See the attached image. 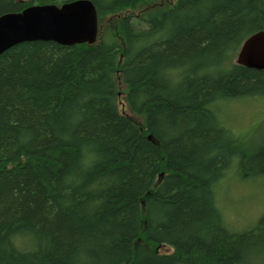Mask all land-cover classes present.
I'll use <instances>...</instances> for the list:
<instances>
[{"label":"trees","instance_id":"obj_1","mask_svg":"<svg viewBox=\"0 0 264 264\" xmlns=\"http://www.w3.org/2000/svg\"><path fill=\"white\" fill-rule=\"evenodd\" d=\"M71 1L0 0V15ZM92 2L101 28L156 0ZM261 31L264 0H176L94 45L1 54L0 264H264V215L232 230L217 190L230 170L264 176V146L220 113L264 96V70L234 62Z\"/></svg>","mask_w":264,"mask_h":264},{"label":"rangeland","instance_id":"obj_2","mask_svg":"<svg viewBox=\"0 0 264 264\" xmlns=\"http://www.w3.org/2000/svg\"><path fill=\"white\" fill-rule=\"evenodd\" d=\"M26 2L28 0H18ZM176 0H156L155 5L144 7L138 5L135 9H127L103 19L100 38L105 33L115 32L122 17L140 15L156 6L172 5ZM112 33V32H111ZM99 38V37H98ZM98 41V40H97ZM238 54L234 60L237 62ZM127 87L118 76V107L122 114L143 125V119L134 117L125 104ZM220 113L225 124L238 135H242L243 143L249 148L264 146V96L244 98L221 104ZM218 203L222 207L226 224L236 232L253 227L264 215V176L242 179L235 170H230L227 176L219 182ZM160 253H171L172 248L162 245Z\"/></svg>","mask_w":264,"mask_h":264},{"label":"water","instance_id":"obj_3","mask_svg":"<svg viewBox=\"0 0 264 264\" xmlns=\"http://www.w3.org/2000/svg\"><path fill=\"white\" fill-rule=\"evenodd\" d=\"M99 17L92 0L61 5H33L0 16V55L26 42L48 41L62 46L94 45L99 37ZM237 64L264 70V31L246 39Z\"/></svg>","mask_w":264,"mask_h":264},{"label":"flooded vegetation","instance_id":"obj_4","mask_svg":"<svg viewBox=\"0 0 264 264\" xmlns=\"http://www.w3.org/2000/svg\"><path fill=\"white\" fill-rule=\"evenodd\" d=\"M35 5H41V4H35ZM33 6V5H32ZM30 7V6H29ZM28 8V7H27ZM26 9V8H25ZM23 11V10H22ZM21 12V11H20ZM4 14H7V13H4ZM4 14H2V15H4ZM1 16V15H0Z\"/></svg>","mask_w":264,"mask_h":264}]
</instances>
